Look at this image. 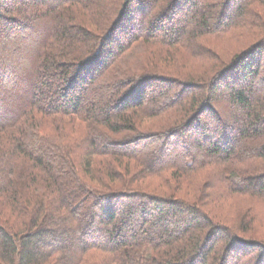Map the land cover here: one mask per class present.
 Segmentation results:
<instances>
[{"label": "trees", "instance_id": "obj_1", "mask_svg": "<svg viewBox=\"0 0 264 264\" xmlns=\"http://www.w3.org/2000/svg\"><path fill=\"white\" fill-rule=\"evenodd\" d=\"M1 22L0 264H264L200 192L264 200V0H0Z\"/></svg>", "mask_w": 264, "mask_h": 264}, {"label": "rangeland", "instance_id": "obj_2", "mask_svg": "<svg viewBox=\"0 0 264 264\" xmlns=\"http://www.w3.org/2000/svg\"><path fill=\"white\" fill-rule=\"evenodd\" d=\"M131 25L128 22V25ZM4 23H0V38L3 36L5 28ZM226 120V118H225ZM60 142V140H59ZM204 187L202 189L204 196L207 194H214L213 202H211L210 210L214 213L217 212L218 218L224 220L229 225L236 227V229L242 234L247 228L251 227L252 233L248 236L251 238H259L264 240V200L251 195H225L223 187L220 184L215 186L211 185L214 179L209 180L210 189H206V181L204 178ZM159 184L158 186H160ZM191 186V185H190ZM190 186L186 185L187 189H182V192H189L193 196V190ZM214 187L215 189H212ZM185 191V192H184ZM199 192V193H200ZM188 193V194H189ZM221 198V199H220ZM251 223H248L250 222ZM244 236V235H243ZM44 249V248H43ZM46 250V249H44Z\"/></svg>", "mask_w": 264, "mask_h": 264}]
</instances>
